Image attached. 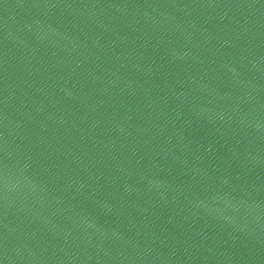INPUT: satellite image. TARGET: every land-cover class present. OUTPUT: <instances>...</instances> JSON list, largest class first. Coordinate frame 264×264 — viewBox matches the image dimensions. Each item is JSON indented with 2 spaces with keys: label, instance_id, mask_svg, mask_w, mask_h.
<instances>
[{
  "label": "water",
  "instance_id": "water-1",
  "mask_svg": "<svg viewBox=\"0 0 264 264\" xmlns=\"http://www.w3.org/2000/svg\"><path fill=\"white\" fill-rule=\"evenodd\" d=\"M0 264H264V0H0Z\"/></svg>",
  "mask_w": 264,
  "mask_h": 264
}]
</instances>
